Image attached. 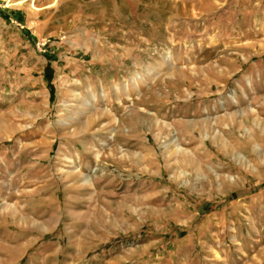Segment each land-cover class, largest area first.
<instances>
[{"label":"rangeland","instance_id":"374dc122","mask_svg":"<svg viewBox=\"0 0 264 264\" xmlns=\"http://www.w3.org/2000/svg\"><path fill=\"white\" fill-rule=\"evenodd\" d=\"M0 264H264V0H0Z\"/></svg>","mask_w":264,"mask_h":264},{"label":"crops","instance_id":"0c3cea01","mask_svg":"<svg viewBox=\"0 0 264 264\" xmlns=\"http://www.w3.org/2000/svg\"><path fill=\"white\" fill-rule=\"evenodd\" d=\"M90 76H94V79ZM76 79H79V78L77 77ZM85 79H88V80L93 79L94 83L90 84L87 82L86 86L84 84L83 88L78 89V91H80L79 94H82V96H83V100L88 99L89 94H90L88 90H90V92L93 95H95L96 99H98L99 97H104V99H106L108 95L115 94V90L117 87L115 86V84H112L110 81H107V80H109V77L107 76V74H102V73H95L93 75L86 74L84 77V80ZM127 86L125 88H123L125 94H129L130 91H133L132 87H127ZM90 104L91 103L87 100V101H85L84 106L90 107V106H88ZM137 107H139V106H137ZM105 111H107V109L103 110V112L102 111L99 112L100 113L99 115L104 116V117H105V115L107 116L108 120H104V125L110 127V125L115 124V120H114L113 116L109 115V113L105 112ZM85 112H87V111H85ZM83 114H85V113H83ZM84 116L85 115H81L80 119L84 118ZM137 116H140V118L147 117L146 115L143 114L142 111H137L136 117ZM99 119L98 118L96 119L93 115H92V118H90V120H92V122L100 121ZM131 129H134V128L132 127ZM108 132H110V130ZM100 136L103 137L102 135H100ZM74 142L75 141H73V140L66 141V143L68 144V152H69V149L73 152L74 147L72 146V144H74ZM96 149H97L96 151H98V148H96ZM111 151L112 152L114 151V153L116 152L115 148L113 149V147H111L110 152ZM112 152H111V154H112ZM69 154H71V153L69 152ZM73 154L76 155L77 153L74 151ZM95 156H96V154H95ZM71 159L73 160L72 163H75V164L81 163L84 168H86L90 165L89 164L90 161L88 160L89 161V163H88L85 159H82V155H81V157H79V159L76 156H75V158L72 157ZM79 171H80V169H79Z\"/></svg>","mask_w":264,"mask_h":264},{"label":"bare ground","instance_id":"6f19581e","mask_svg":"<svg viewBox=\"0 0 264 264\" xmlns=\"http://www.w3.org/2000/svg\"><path fill=\"white\" fill-rule=\"evenodd\" d=\"M88 106H90L91 107V104L90 105H88ZM174 142H175V139H174ZM174 145H176V142H175V144ZM98 169V167L97 168H94L92 171L93 172H96V170Z\"/></svg>","mask_w":264,"mask_h":264},{"label":"built area","instance_id":"2783aa9c","mask_svg":"<svg viewBox=\"0 0 264 264\" xmlns=\"http://www.w3.org/2000/svg\"><path fill=\"white\" fill-rule=\"evenodd\" d=\"M93 166H95V165H93ZM94 168V167H93ZM90 172V171H89Z\"/></svg>","mask_w":264,"mask_h":264}]
</instances>
